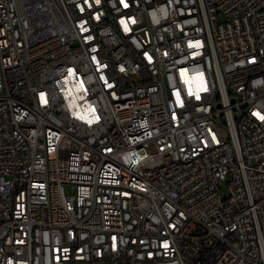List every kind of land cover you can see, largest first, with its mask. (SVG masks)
<instances>
[{"label":"built area","instance_id":"2783aa9c","mask_svg":"<svg viewBox=\"0 0 264 264\" xmlns=\"http://www.w3.org/2000/svg\"><path fill=\"white\" fill-rule=\"evenodd\" d=\"M264 0H0V264H264Z\"/></svg>","mask_w":264,"mask_h":264},{"label":"snow or ice","instance_id":"6c2138e0","mask_svg":"<svg viewBox=\"0 0 264 264\" xmlns=\"http://www.w3.org/2000/svg\"><path fill=\"white\" fill-rule=\"evenodd\" d=\"M262 119H264V117H261Z\"/></svg>","mask_w":264,"mask_h":264}]
</instances>
